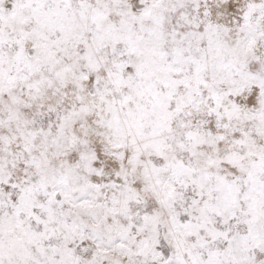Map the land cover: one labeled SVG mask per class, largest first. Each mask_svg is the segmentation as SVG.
<instances>
[{
	"label": "snow or ice",
	"instance_id": "obj_1",
	"mask_svg": "<svg viewBox=\"0 0 264 264\" xmlns=\"http://www.w3.org/2000/svg\"><path fill=\"white\" fill-rule=\"evenodd\" d=\"M0 264H264V0H0Z\"/></svg>",
	"mask_w": 264,
	"mask_h": 264
}]
</instances>
